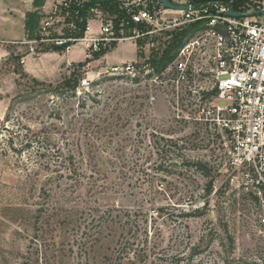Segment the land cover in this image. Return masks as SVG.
<instances>
[{"label": "rangeland", "instance_id": "1", "mask_svg": "<svg viewBox=\"0 0 264 264\" xmlns=\"http://www.w3.org/2000/svg\"><path fill=\"white\" fill-rule=\"evenodd\" d=\"M64 1L49 0L34 53L78 32ZM87 16L116 40L60 82L33 83L0 63V264H264L263 212L251 194L220 186L215 133L177 119L161 94L150 102L128 77L101 75L78 91L86 73L109 70L94 63L106 53L133 59V42L129 62L159 58L187 26L116 44L128 23L115 30L97 7Z\"/></svg>", "mask_w": 264, "mask_h": 264}, {"label": "built area", "instance_id": "2", "mask_svg": "<svg viewBox=\"0 0 264 264\" xmlns=\"http://www.w3.org/2000/svg\"><path fill=\"white\" fill-rule=\"evenodd\" d=\"M176 5L193 6L185 1ZM64 5L65 1H64ZM228 4L209 2L193 10L172 11L152 0H130L124 6L134 26L128 39L153 37L187 26L191 30L161 68L149 60L88 72L79 81L78 91L87 90L101 75L128 77L148 87V99L164 96L172 114L200 123L216 134L223 147L221 185L251 194L263 212L264 224V15L234 18ZM143 26L146 30H139ZM88 23L81 39L58 38L54 45L67 42L64 52L77 44L84 46V62L89 66L113 38L112 28L101 21L95 37H87Z\"/></svg>", "mask_w": 264, "mask_h": 264}, {"label": "crops", "instance_id": "3", "mask_svg": "<svg viewBox=\"0 0 264 264\" xmlns=\"http://www.w3.org/2000/svg\"><path fill=\"white\" fill-rule=\"evenodd\" d=\"M49 0H0V63L2 61L13 62L20 66L25 76L39 82L54 84L62 80V76L69 72L71 66L84 62V46L76 48L74 45L68 52H37L34 53L26 34V18L30 13H38L40 16L49 11ZM89 33L87 37H95L101 30V21L88 20ZM132 39H123L116 44H123ZM133 59L135 48L133 47ZM26 49L24 52L21 49ZM129 56L115 57L106 53L101 60L94 63H105L109 67L128 63ZM93 62H90V64ZM16 71V70H15ZM14 75V72L12 73Z\"/></svg>", "mask_w": 264, "mask_h": 264}, {"label": "trees", "instance_id": "4", "mask_svg": "<svg viewBox=\"0 0 264 264\" xmlns=\"http://www.w3.org/2000/svg\"><path fill=\"white\" fill-rule=\"evenodd\" d=\"M34 1L36 2L37 0H34ZM120 1L121 0H69V3L65 1L66 7H68V9L74 15L77 16L74 22H75L76 29L78 30L77 33L73 34V37H66L65 39H81L84 37L85 27L88 22L87 13L89 10H92L95 7L99 8L100 11H102L104 14H108L111 17L109 20H111V22L114 24L115 30H119V24L122 21L124 23H128L129 28H133L134 26L129 22V16L126 13L125 9L120 7ZM183 1L193 6H201L209 2H219L222 4H228L233 10H236L239 12H244L250 9H257V7H261L260 4H257L254 2L256 0H183ZM41 17L42 16H40L36 12L30 13L27 15L25 28H26L27 38L29 41L38 40V38L34 37L33 35H34V30H36V28L38 27V23ZM190 31L187 30L185 32H182L176 35L174 34L171 42H169L165 50L160 54V57L156 58V56L158 55V52H157L155 53V58L152 57V59L149 62L152 65L156 66L157 68H161L165 64L170 62L173 58L174 52L179 48L183 40L188 37ZM130 36L131 35H129V37ZM146 39L148 38L137 39V43H143L144 40ZM67 45H71V43L67 42L66 44L62 46H56L52 44L51 46L47 48L44 47V48L39 49L38 52H48V51L64 52L65 47ZM102 53L103 52L101 51L98 53H95L94 57H97ZM18 68H20V66H18ZM30 80L33 83H37V84L43 83V82H39L32 78H30Z\"/></svg>", "mask_w": 264, "mask_h": 264}, {"label": "water", "instance_id": "5", "mask_svg": "<svg viewBox=\"0 0 264 264\" xmlns=\"http://www.w3.org/2000/svg\"><path fill=\"white\" fill-rule=\"evenodd\" d=\"M156 3L160 4L163 8L167 10H172V11H188V10H193V6H188V5H176L172 3L170 0H154ZM230 17L234 18H239V17H252V16H258V15H264V11L262 10H257L254 12L246 13V14H240L237 12L232 11L231 9L228 8V11L226 13Z\"/></svg>", "mask_w": 264, "mask_h": 264}]
</instances>
